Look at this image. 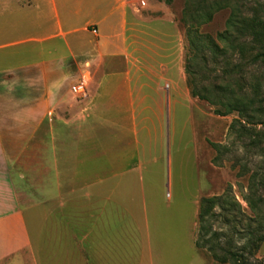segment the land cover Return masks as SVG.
Instances as JSON below:
<instances>
[{
    "label": "crops",
    "instance_id": "obj_1",
    "mask_svg": "<svg viewBox=\"0 0 264 264\" xmlns=\"http://www.w3.org/2000/svg\"><path fill=\"white\" fill-rule=\"evenodd\" d=\"M41 1L48 17L40 15ZM159 5L165 4L113 0L106 15L81 19L80 7L60 14L57 0H0V35L23 31L27 24L17 18L26 11H38L33 27L41 19L50 26L33 37L0 40V75L35 72L27 81L31 96L0 91V264L138 261L149 226L141 169L148 154H159V134L155 146L135 147L130 137L138 133V118L144 132V119L163 113L158 86L169 77V64L184 80L177 61L152 60V54L169 58L171 50L170 41L157 43L162 39L144 25L164 17ZM29 43L34 46L9 51ZM27 53L33 62L25 61ZM13 57L20 63L10 65ZM122 59L125 72L118 71ZM80 84L87 87L78 94L72 88Z\"/></svg>",
    "mask_w": 264,
    "mask_h": 264
},
{
    "label": "rangeland",
    "instance_id": "obj_2",
    "mask_svg": "<svg viewBox=\"0 0 264 264\" xmlns=\"http://www.w3.org/2000/svg\"><path fill=\"white\" fill-rule=\"evenodd\" d=\"M133 1L137 5L141 3L144 6L145 2L148 3L150 0ZM158 1L167 6L168 16L166 6L159 5L158 8L163 10L164 17L144 25L153 38L162 39L157 40V43L165 47L166 41H170L167 47H171V50L169 58L166 53L161 54V57L152 54V60L163 63H168L170 60L177 61L179 66L183 65L184 80L181 71L177 72V69H172L173 66L169 64V77L161 81L158 86L160 95L165 100L163 113L160 117L144 119L148 127L144 132L141 123L143 118H138V133L136 135L133 132L130 137L135 147L139 145L138 142L142 146L144 144L155 146L156 133L159 134V154L156 156V150L152 158H149L148 154L147 160L151 159L152 162L144 164L141 169L145 175L149 226L143 230V239L138 243L136 253L138 261L135 264H235L234 260L219 248H215L216 252L197 248L195 241L199 232L200 200L203 197L222 195L231 187L236 200L242 204L247 214H251L244 200V195L248 192L249 169H255L257 163L263 160L264 149L261 151L252 145L250 137L242 138L240 125H236L235 129L232 127L239 119L237 112L219 115L215 113V109L220 108L225 112L224 106L212 105L192 97L185 67L186 56L190 53L187 31L189 24L194 22L189 20V23L185 24L182 19L188 4L191 5V11H187V18L195 14V5L196 14L200 7L208 9L216 3L224 6L214 12L211 22L202 24L198 28L196 25L200 42L196 49V62L191 69L196 73L198 88L202 89L206 86L211 96H216L215 84H228L229 91L221 95L225 103L230 102L234 95L244 98L245 102L248 101V96L264 102V59L252 61L259 52L263 51L261 46L264 45V38L254 39L247 29L244 31L242 29L243 26L252 25L254 21L264 22V0H171L170 3H166L167 0ZM34 4L37 7L36 1ZM41 5L40 15L48 17L50 10L42 1ZM112 5L113 0H68L66 7L61 0H57L60 14L64 13V7L67 10H76L80 7L81 19L106 15ZM102 10L104 12L101 15ZM37 13L38 11H26L24 16H19L17 19L26 22L27 27L19 34L13 30L1 34L0 40L11 43L21 37H33L38 33H44L50 27L49 24H43L44 19L40 20V27L39 24L33 27L30 23L37 21ZM159 14L160 12L154 13L155 16ZM233 14L236 15L238 23L234 28L229 29L232 33V42H222L218 39V35L228 30ZM13 19L10 18L11 21ZM237 28H240V31ZM156 30L159 34H156ZM153 38L147 36V39ZM31 46L34 44L20 45L9 51H22ZM24 58L26 62L34 60L32 53L25 54ZM147 59L149 60V57ZM7 61L12 66L20 63L17 57ZM124 63V59L119 62V72L126 71ZM34 75L33 69L2 74L0 91L7 90L10 93L31 96L34 86L27 81ZM17 78L24 82L17 84ZM2 83L5 85H1ZM148 90L146 87V91ZM122 94L124 97L125 92ZM10 104L13 102L11 101ZM30 104L31 101L26 100L25 107ZM119 119L126 121L127 118ZM252 130L264 132V125L254 126ZM214 145L221 146L222 152L218 153ZM262 147L264 148V143ZM156 157H160L157 162ZM141 170L137 165V174H140ZM132 188L136 191L135 195L139 196L140 187L133 183ZM260 194L264 197V190ZM216 212L220 213V210L217 209ZM236 213L234 211L235 217L232 216L231 223H226L224 217L210 219L212 229L209 230L206 238L215 247L219 243L231 240L234 250L242 251L247 239L238 231L245 228L248 221L245 215ZM215 232L221 236L214 237ZM33 235L35 236L34 232ZM251 263L264 264V244L251 259Z\"/></svg>",
    "mask_w": 264,
    "mask_h": 264
},
{
    "label": "trees",
    "instance_id": "obj_3",
    "mask_svg": "<svg viewBox=\"0 0 264 264\" xmlns=\"http://www.w3.org/2000/svg\"><path fill=\"white\" fill-rule=\"evenodd\" d=\"M171 0H167L166 3H170ZM224 6L220 3H216L215 6L212 5L208 9L202 7L198 8L196 14L190 15L187 18V11H191V5L188 4L186 7V12L182 22L185 24L192 20L194 23H190L188 26V38L190 45V53L186 56V67L185 72L187 74L188 85L191 90V95L194 98L204 100L212 105L224 106L226 108L223 112L220 108L215 109V113L222 115L223 113H235L239 115L232 127L235 129L236 125H240L241 137H250L252 145L263 151L262 144L264 143V132H253L252 128L257 125H264V102L263 100H256L255 97L248 96V101L245 102L244 98L233 96L230 102L225 103L224 97L221 95L226 93L228 90V84H215L214 91H216V96H211L210 90L205 86L204 88H198V82L195 79V72L191 69L193 64L196 62V49L200 40L198 39L197 28L202 24H207L211 22L213 14L215 11L223 8ZM204 11L202 12V10ZM236 15H232V18L228 24V30L224 33L218 35V39L222 42H232V33L229 29H232L238 23ZM247 27V28H246ZM243 26L242 29L248 30L254 39L264 38V22L254 21L252 25ZM240 31V28H237ZM263 51L259 52L252 61L257 59H264V45L261 46ZM218 48V46H216ZM257 87V86H256ZM256 87H254L256 89ZM245 95V96H246ZM216 151L222 152V148L219 145H214ZM248 178V192L244 195V200L247 203L251 214H247L242 206V204L236 200L229 187L222 195L203 197L200 200L199 214H198V224L199 232L198 237L195 241L197 248H205L211 252H216L215 248H219L221 251L226 253L231 259L234 260L235 264H252L251 259L260 250L261 245L264 244V197L260 194L264 190V155L263 160H261L255 166V169H249ZM219 209L220 213L216 210ZM234 211L236 214L245 215V219L248 224L238 233L245 239H247L246 244H244L242 251L233 248V243L231 240H227L225 243H219L216 247L209 239H207V234L211 228L210 219L224 217L226 223L232 222V216H234ZM235 217V216H234ZM214 237L219 238L221 235L218 233H213ZM208 246V247H207ZM246 252V254H245Z\"/></svg>",
    "mask_w": 264,
    "mask_h": 264
},
{
    "label": "built area",
    "instance_id": "obj_4",
    "mask_svg": "<svg viewBox=\"0 0 264 264\" xmlns=\"http://www.w3.org/2000/svg\"><path fill=\"white\" fill-rule=\"evenodd\" d=\"M72 90L74 91V92H84V90H85V85L84 84H80V85H77V86H74L73 88H72Z\"/></svg>",
    "mask_w": 264,
    "mask_h": 264
}]
</instances>
